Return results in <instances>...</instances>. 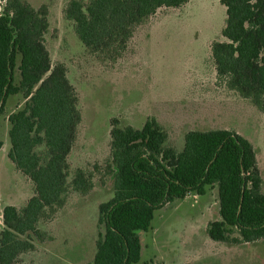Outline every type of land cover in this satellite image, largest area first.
Segmentation results:
<instances>
[{
	"label": "trees",
	"instance_id": "1",
	"mask_svg": "<svg viewBox=\"0 0 264 264\" xmlns=\"http://www.w3.org/2000/svg\"><path fill=\"white\" fill-rule=\"evenodd\" d=\"M217 1L225 9L221 30L225 41L210 46L216 74L264 113V0ZM0 3V112L11 95L21 93L27 100L23 109L8 117L7 157L34 187V195L22 209L6 206L2 211L0 264H16L23 254L35 250L36 242L51 240L38 229L39 221L63 206L69 190L86 195L92 183L80 169L68 182L67 156L80 115L64 66L51 69L44 45L46 7L36 10L22 0ZM187 3L70 0L62 15L90 53L116 60L135 30L159 9ZM110 138L113 197L98 207L104 232L91 264L139 263V233L149 230L154 213L190 192L204 195L214 185L220 220L208 224L209 239L236 243L238 239H230L231 228L242 242L264 238L260 172L252 145L241 135L220 129L189 131L178 153L165 147L167 134L150 118L141 129L122 127L113 120Z\"/></svg>",
	"mask_w": 264,
	"mask_h": 264
},
{
	"label": "rangeland",
	"instance_id": "2",
	"mask_svg": "<svg viewBox=\"0 0 264 264\" xmlns=\"http://www.w3.org/2000/svg\"><path fill=\"white\" fill-rule=\"evenodd\" d=\"M22 1L36 10L46 7L44 45L51 69L64 66L80 115L67 156L68 182L80 169L92 188L86 195L69 190L63 206L38 223L51 240L36 242L35 250L16 264L92 263L104 232L98 207L113 197L109 168L113 120L141 129L154 118L167 134L165 147L178 153L189 131H234L254 149L264 194V113L228 88L211 57V43L225 41L221 37L225 9L217 0H188L180 8L159 9L135 30L116 60L92 54L80 43L72 23L62 15L70 0ZM19 80L16 70V86ZM26 101L21 93L11 95L0 112V233L3 208L20 210L34 195L33 184L7 157L8 117ZM219 220L216 185L204 195L190 192L166 203L154 213L149 230L139 233L142 252L137 264H264V238L242 242L231 228L230 239L238 242L210 240L207 226Z\"/></svg>",
	"mask_w": 264,
	"mask_h": 264
},
{
	"label": "crops",
	"instance_id": "3",
	"mask_svg": "<svg viewBox=\"0 0 264 264\" xmlns=\"http://www.w3.org/2000/svg\"><path fill=\"white\" fill-rule=\"evenodd\" d=\"M11 206V205H10ZM14 207V206H13ZM142 252V251H141Z\"/></svg>",
	"mask_w": 264,
	"mask_h": 264
}]
</instances>
